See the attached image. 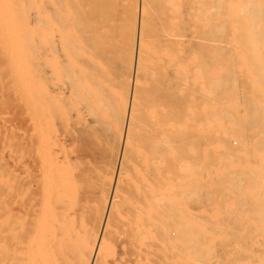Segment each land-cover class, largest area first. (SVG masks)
Masks as SVG:
<instances>
[{
  "label": "bare ground",
  "instance_id": "bare-ground-1",
  "mask_svg": "<svg viewBox=\"0 0 264 264\" xmlns=\"http://www.w3.org/2000/svg\"><path fill=\"white\" fill-rule=\"evenodd\" d=\"M137 8L0 0V264H264V0Z\"/></svg>",
  "mask_w": 264,
  "mask_h": 264
},
{
  "label": "rangeland",
  "instance_id": "rangeland-1",
  "mask_svg": "<svg viewBox=\"0 0 264 264\" xmlns=\"http://www.w3.org/2000/svg\"><path fill=\"white\" fill-rule=\"evenodd\" d=\"M137 6H139V0H136V11H138V8H137ZM138 15V12H136V16ZM133 55H135V51H134V49H133ZM63 77H61V78H59L58 79V82H60V81H63ZM62 83V82H61ZM111 86L113 87V84H112V82H111ZM62 108H63V105L61 106Z\"/></svg>",
  "mask_w": 264,
  "mask_h": 264
}]
</instances>
